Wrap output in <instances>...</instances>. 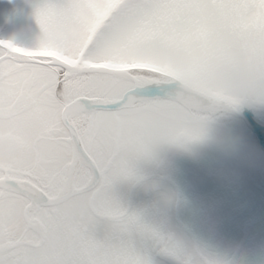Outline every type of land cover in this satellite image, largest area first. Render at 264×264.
Here are the masks:
<instances>
[{"label": "snow or ice", "instance_id": "obj_1", "mask_svg": "<svg viewBox=\"0 0 264 264\" xmlns=\"http://www.w3.org/2000/svg\"><path fill=\"white\" fill-rule=\"evenodd\" d=\"M33 48L0 40V264H147L113 194L161 141L206 127L149 117L185 72L264 58V0H40ZM226 103L227 101H221ZM100 217L110 227L98 228ZM156 239L178 252L166 237Z\"/></svg>", "mask_w": 264, "mask_h": 264}, {"label": "flooded vegetation", "instance_id": "obj_2", "mask_svg": "<svg viewBox=\"0 0 264 264\" xmlns=\"http://www.w3.org/2000/svg\"><path fill=\"white\" fill-rule=\"evenodd\" d=\"M163 97V108L171 106V98ZM140 116L137 122L144 124L147 119ZM247 130L258 143L261 162L264 148ZM174 147L158 143L160 156L137 158L135 175L113 185L120 206L144 226L132 240L147 264H264V166L257 162L261 180H177L173 166L164 168L162 158ZM178 152L172 154L176 159ZM97 224L101 232L110 227L104 217ZM157 236L179 251L166 249Z\"/></svg>", "mask_w": 264, "mask_h": 264}, {"label": "rangeland", "instance_id": "obj_3", "mask_svg": "<svg viewBox=\"0 0 264 264\" xmlns=\"http://www.w3.org/2000/svg\"><path fill=\"white\" fill-rule=\"evenodd\" d=\"M40 0H0V37L14 44L33 48L39 44L40 28L35 18V5ZM211 64L191 69L183 75L197 83L198 74ZM170 107V106H168ZM167 108V107H165ZM159 110L145 113L138 110L143 120L155 117ZM256 116L264 119V109L255 110ZM260 111V112H259ZM261 113V114H259ZM248 125L243 118L230 109L216 114L206 130L200 136L189 139L182 144H172L178 150L177 159L167 152L163 167L173 166L177 180H261V170L257 166L259 146L257 141L249 137ZM250 129V128H249ZM231 130L239 138L238 147L226 151L217 142V138L225 131ZM152 149V155L160 156L159 149ZM264 166V159L260 162Z\"/></svg>", "mask_w": 264, "mask_h": 264}, {"label": "clouds", "instance_id": "obj_4", "mask_svg": "<svg viewBox=\"0 0 264 264\" xmlns=\"http://www.w3.org/2000/svg\"><path fill=\"white\" fill-rule=\"evenodd\" d=\"M197 83L205 95L196 103L189 102L183 89H178L171 106L160 109L154 118L182 115L187 123L207 127L216 114L234 105L264 109V58L240 56L230 63L211 64L198 74ZM217 142L231 151L238 147L239 138L231 130H225Z\"/></svg>", "mask_w": 264, "mask_h": 264}, {"label": "water", "instance_id": "obj_5", "mask_svg": "<svg viewBox=\"0 0 264 264\" xmlns=\"http://www.w3.org/2000/svg\"><path fill=\"white\" fill-rule=\"evenodd\" d=\"M0 40H4V39H0ZM181 88L183 89V91L186 93L187 96L196 98L197 99L196 102L205 95L204 90L200 88L198 83L192 80H189L184 76L179 81H176L168 85L164 92H162L159 89L153 88L147 93L155 92L156 93L155 96L157 95L165 96V97L172 99L176 96V91ZM196 102H191V103H196ZM229 109L243 118L245 123L254 132L260 144L264 148V124H261L257 122L256 120H254L252 116L253 114H255L254 108H251L245 105H234V106L229 107Z\"/></svg>", "mask_w": 264, "mask_h": 264}, {"label": "bare ground", "instance_id": "obj_6", "mask_svg": "<svg viewBox=\"0 0 264 264\" xmlns=\"http://www.w3.org/2000/svg\"><path fill=\"white\" fill-rule=\"evenodd\" d=\"M173 90V89H172ZM177 92V91H176ZM148 95H151V96H155L156 95V93L155 92H150V93H147ZM187 96V95H186ZM187 99H188V101H190V102H196V98H194V97H191V96H187ZM227 110H229V108L227 109ZM259 114H261V113H259ZM253 116V118H254V120H256L257 122H259V123H261V124H264V119H261V118H259V117H257L256 116V113L255 114H253L252 115Z\"/></svg>", "mask_w": 264, "mask_h": 264}]
</instances>
